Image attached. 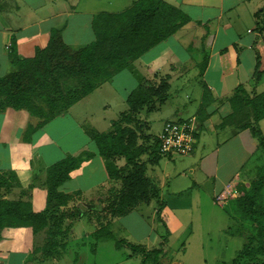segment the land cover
<instances>
[{"label": "crops", "instance_id": "crops-1", "mask_svg": "<svg viewBox=\"0 0 264 264\" xmlns=\"http://www.w3.org/2000/svg\"><path fill=\"white\" fill-rule=\"evenodd\" d=\"M140 1L0 0V77L13 71V57L33 58L37 48L46 47L53 31H59L63 43L70 48L92 45L96 42L93 23L98 16L124 14ZM160 1L180 10L191 22L80 100L65 116L35 130L26 139L27 113H0V117L12 119L0 120V126L13 123L15 128L7 136L0 132V176L7 184L15 185L12 176L17 175L21 184L20 189L0 188V201L22 197L35 213H43L48 206L49 170L80 156L85 158L81 167L58 192L91 200L103 192H112L119 182L113 178L120 171L119 161L112 169L106 157L100 155L95 138L115 132L114 123L131 112L129 99L133 93L166 82L168 100L157 103L153 110L147 107L140 112L144 115L143 131L156 140L172 118L178 117L179 122L191 120L197 144L194 153L185 157L171 156L159 161L143 157V161H150L145 176L151 196L138 209L152 208L153 223L158 213L169 221L185 206L199 208L202 199L213 205L222 201L235 203L236 186L245 181L249 165L263 155L254 129L258 128L264 136V118L255 122L250 103L264 95V75L260 79L255 76L258 53L264 49V0ZM138 209L110 220L107 231L126 239L124 250L133 239L134 246L148 251L160 249L165 233L155 231ZM130 218L135 219L140 234L135 235ZM74 222L71 239H79L84 228L94 229L89 239L96 237L99 226L93 218L85 216ZM160 222L158 228L163 226ZM193 233L192 230L190 237ZM19 234L20 230L10 229L0 234V264H14L17 256L28 257L12 250ZM44 234L42 231L37 237ZM69 247L59 248L54 254L44 249L40 254L46 257L45 264H62ZM165 254L164 251L163 264H173L174 260L170 262ZM131 255L126 257L142 261L141 256ZM47 256L54 262L48 263ZM95 257L99 262V255Z\"/></svg>", "mask_w": 264, "mask_h": 264}, {"label": "trees", "instance_id": "trees-1", "mask_svg": "<svg viewBox=\"0 0 264 264\" xmlns=\"http://www.w3.org/2000/svg\"><path fill=\"white\" fill-rule=\"evenodd\" d=\"M190 22L180 10L160 0H141L124 14L98 16L93 23L96 42L90 46L81 49L70 48L63 43L61 33L53 31L46 47L37 48L33 58L13 57V71L3 78L0 77V113L7 110H26L33 118L42 119V123L31 131L32 135L35 130L52 120L65 116L80 100L111 81ZM258 58L255 76L260 79L264 75V49L258 53ZM62 73L70 77L65 85V92L61 90ZM34 97L43 101L46 109L35 105ZM168 98L166 82L157 87L140 88L129 99L131 112L120 122L114 123L115 132L95 138L100 155L106 157L112 169L114 163L121 159L129 165L122 178L118 177L122 174L121 169L117 176L113 177L126 189L121 197L122 211L118 218L132 213L138 209L140 203L151 196L150 182L145 175L149 160H153V153L149 155L146 148L133 151L136 135L130 128L135 125V117L132 118L131 115L140 114L147 107L153 110L157 103L164 104ZM250 104L254 110V120L258 124L264 118V95ZM189 121L191 120L183 122ZM254 135L260 140L264 152L263 134L255 128ZM155 144L157 157H162L158 152V138ZM145 156L149 160L143 161ZM73 160L75 161L68 160L49 170L48 206L43 213H35L32 206L22 199L0 201V234L7 229L20 228L32 229L35 234L46 231L50 238L45 248L48 254L57 253L58 248H66L59 241L62 236L61 225L78 215H72L77 212L63 211L68 208L71 198L59 193L58 189L71 178L72 170L79 166L81 158ZM16 176H12L15 185L7 184L4 177L0 176V188L19 187ZM263 188L264 166L258 171L251 190L244 184L238 185L240 196L237 203L241 219L250 223L256 235L251 236L248 245L231 264H264V207L260 203ZM96 222L100 225L96 236L101 237L103 234L100 232L107 231V225L102 227L100 220ZM109 222L110 220L107 224ZM105 236L109 237L108 234ZM164 246L163 244L160 249L151 251L134 245H129V248L133 249L131 257H142V264H163L161 259Z\"/></svg>", "mask_w": 264, "mask_h": 264}, {"label": "rangeland", "instance_id": "rangeland-1", "mask_svg": "<svg viewBox=\"0 0 264 264\" xmlns=\"http://www.w3.org/2000/svg\"><path fill=\"white\" fill-rule=\"evenodd\" d=\"M62 74L61 90L65 92V85L68 83V78L70 77H66L65 73ZM72 81L76 83L74 79ZM34 100L35 105L40 106L43 110L46 109L43 101L37 97H34ZM22 112L27 113L29 117L25 136L27 139L30 137L31 131L37 128L43 120L33 118L26 110H22ZM141 115L142 114L139 113L131 115L132 118L135 117V125L130 126V128L136 135L132 149L136 151L146 148L148 149L147 153L149 155L153 153L152 159L154 161L162 160L165 157H157L155 139L147 136L145 131H143L144 127L141 124H144L142 120L144 115ZM177 118L178 117H174L170 121L179 122ZM0 120L12 122L10 117H0ZM13 126V123L0 126L2 127L0 128V132L3 136H7L10 130L15 129ZM158 128L159 127H157V129ZM155 133L156 132H153V135ZM154 136H156V134ZM171 156L180 157L177 154H172L168 157ZM260 156L259 161L255 159L254 162H257L255 164L254 162L251 163L249 165L250 169L247 168L245 181H243L242 184H244L248 190L253 188V182L257 177L258 171L264 166V152L263 155ZM80 158L79 166L72 170V173H75L81 167L80 164L84 162L85 158L83 160L82 156L74 159L79 160ZM121 160L117 166L122 172V174L118 176L119 178H122L129 168L128 163L124 159ZM69 161L73 162L75 160L69 159ZM17 184L19 185L17 188L20 189L21 184L18 177ZM116 186L112 192H103L93 200L87 199L86 197L84 198L79 194L67 195L70 196L71 201L68 203V208H65L63 211H68L70 213L77 212L72 215L77 214L78 216H75L76 218L72 216L73 220L68 219L67 222L61 225L62 236L59 241L65 246L70 245L67 251L68 253L64 256V259H62L64 260L62 264H65V262H67V264H142V261L139 259H128L126 257L128 254L132 253L133 249L128 248L124 250L123 246L126 239L123 240L119 238L121 236L118 235V237L113 232L112 234L114 236L109 231L103 232L102 230L100 233H102L103 236L100 235L101 237L96 236L95 238L89 239V234L93 232L94 229L84 228L83 233H80L79 239H71L75 234L73 229L75 225L74 221L78 218L82 219L86 216L89 219L93 218V221L100 220L101 222H99V224L105 227L108 220H116L119 217L118 214L122 211L121 197L126 189H124V186H122L120 182H118ZM239 196L237 185L235 199H238ZM260 198V203H262L264 207V188ZM20 199H22V197ZM237 199L235 203L222 201L220 204L215 203L214 205L210 203L209 200L202 199L199 208L196 206H185L179 211H176V213L169 218V221L168 219L163 220L162 214L160 213L157 215L158 217L156 216L157 221L152 223V208L150 209L144 206L138 209V214L147 220L149 225L159 234H162V232L163 234L165 233L164 240L162 241V245H165L164 251L166 252L164 257L170 262L174 260L173 264H231L238 254L248 245L251 236L256 235L250 223L241 219ZM155 220L154 218V221ZM128 221H130V226L133 230L137 231L135 235L140 234V227H136L135 219L130 218ZM158 221H161L160 225H163L168 232L164 230L163 226L162 228H158ZM97 226L100 227V225ZM27 229L28 228L17 229V231L20 230V234L17 236L16 245L12 246V250L15 253L23 252L28 254V257L17 256L14 264H22L23 262L24 264H45V262H47L45 259L46 257L44 258L40 253L47 247L50 241L49 235L45 231V234L38 238L37 236H39L40 233L35 234L32 229H28L30 230V232H28L26 231ZM192 230L194 233L192 237H190ZM129 233V235L133 234L131 232ZM106 234H108L109 237L105 236ZM82 235L84 236L82 237ZM31 236H35L36 239ZM24 237L27 240L24 239ZM130 241H132V245L136 243L134 239ZM95 254H97V256L99 255V262L97 263ZM65 257H67V261H65ZM49 258L50 256H47L48 263H53L54 260L50 261ZM75 259H77V261H74Z\"/></svg>", "mask_w": 264, "mask_h": 264}, {"label": "built area", "instance_id": "built-area-1", "mask_svg": "<svg viewBox=\"0 0 264 264\" xmlns=\"http://www.w3.org/2000/svg\"><path fill=\"white\" fill-rule=\"evenodd\" d=\"M11 45L7 49L10 50ZM197 144L195 128L192 121L167 122L164 124L161 135L158 137V152L162 157L172 154L189 156L195 151Z\"/></svg>", "mask_w": 264, "mask_h": 264}]
</instances>
